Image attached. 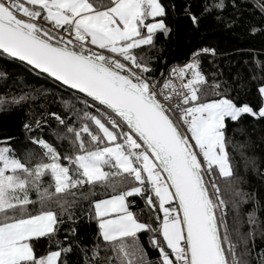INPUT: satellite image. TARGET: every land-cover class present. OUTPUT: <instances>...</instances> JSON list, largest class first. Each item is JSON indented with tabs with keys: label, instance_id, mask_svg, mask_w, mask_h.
<instances>
[{
	"label": "snow or ice",
	"instance_id": "obj_1",
	"mask_svg": "<svg viewBox=\"0 0 264 264\" xmlns=\"http://www.w3.org/2000/svg\"><path fill=\"white\" fill-rule=\"evenodd\" d=\"M249 2L264 22V0ZM226 7L204 0L199 16L184 12L198 29L204 17L223 20ZM170 15L163 0H0V83L9 89L0 113L28 108L25 144L0 139V264H67L76 248L83 264H255L264 154L251 140L237 149L228 133L264 122V53H243L249 59L225 78L217 50L202 47L157 74L153 53L174 31ZM84 201L91 247L76 227L60 238Z\"/></svg>",
	"mask_w": 264,
	"mask_h": 264
},
{
	"label": "trees",
	"instance_id": "obj_2",
	"mask_svg": "<svg viewBox=\"0 0 264 264\" xmlns=\"http://www.w3.org/2000/svg\"><path fill=\"white\" fill-rule=\"evenodd\" d=\"M163 2L169 6L175 7V15L169 17V23L173 26V33L168 39L162 36H158L156 40V48L158 52L153 55H159L160 63L156 65L157 74L165 66V63L172 64L177 62H183L189 53L197 48L213 47L217 50V59L215 64L219 69L223 70L225 78L229 73V66L234 73L236 66L241 64L244 60L249 59V56L243 53L252 51L254 53H264V32L257 33L255 35L250 34L249 25L254 24L257 27H264L258 16L252 14L249 0H235L239 6L237 9L232 7L233 0H225L227 7L223 10V20H217L215 16H207L201 19L199 28L196 29L191 24L190 18L185 15V8L191 7V11L200 15L201 8L204 0H163ZM171 11V8H170ZM238 18V19H237ZM233 19H236V23L232 27H228ZM211 57H207L204 61L205 69H209L208 61ZM9 72L13 74H20L23 77V73L18 67L9 68ZM16 75L13 79H17ZM12 84V80L8 81ZM27 83L31 84L35 88H50L51 86L41 79L28 78ZM9 89L0 83V93L8 91ZM12 90H18L13 88ZM249 99L253 100L254 96H250ZM43 102V101H41ZM51 104V101H48ZM28 108L18 109L7 113H0V139L6 136L15 137L14 146L19 147L25 144V134L22 128V124L25 120V114ZM229 136L234 138V143L239 149V145L245 141L251 140L257 145V151L264 154V122H255L250 118L244 121V131H234L229 129ZM232 151V149H229ZM248 154H251L252 149H246ZM235 161L237 162L241 175H245L243 171V162L240 156V151L232 152ZM248 179L254 188L260 187L261 182L250 173ZM87 191V189H85ZM261 196L264 197V192H261ZM32 198H35V193L32 194ZM142 205V202H140ZM81 209H88V202L84 201L76 208V215L80 216ZM247 210V209H246ZM229 211L230 209H227ZM259 217L264 220V209L258 211ZM228 222H231V215H229ZM71 227L77 228L76 238L81 247H91L93 238L95 235L94 222L89 223L86 216H80V219L75 225L70 222L66 223L60 232V238L63 239L65 235H69ZM71 239L72 237L69 236ZM142 241L147 251L151 254V258L155 259V253L148 247V236L143 235ZM44 246H47L46 244ZM264 248V241L257 238L256 250L253 253L252 259L255 264H258V258L260 257V250ZM64 259L67 260V264H83V255L79 248H76L72 253L68 254Z\"/></svg>",
	"mask_w": 264,
	"mask_h": 264
},
{
	"label": "built area",
	"instance_id": "obj_3",
	"mask_svg": "<svg viewBox=\"0 0 264 264\" xmlns=\"http://www.w3.org/2000/svg\"><path fill=\"white\" fill-rule=\"evenodd\" d=\"M173 64V63H172Z\"/></svg>",
	"mask_w": 264,
	"mask_h": 264
}]
</instances>
